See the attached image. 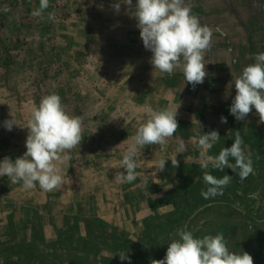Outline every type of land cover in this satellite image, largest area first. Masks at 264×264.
<instances>
[{"label": "rangeland", "instance_id": "rangeland-1", "mask_svg": "<svg viewBox=\"0 0 264 264\" xmlns=\"http://www.w3.org/2000/svg\"><path fill=\"white\" fill-rule=\"evenodd\" d=\"M115 2L50 0L42 16L34 17L40 0H0V161L24 155L32 112L43 97L53 93L62 98L70 115L82 118L84 137L59 164L64 183L52 192L39 185L25 189L22 182L12 184L7 176L0 177V249H5L0 252V264L10 260L25 264L19 253L11 258L6 249L21 242L32 254L48 253L63 264H69L70 248L85 264H152L164 258V247L178 238L177 230L186 226L198 208L222 200L255 218H225L232 233L243 223L245 243L252 231L264 234V165L256 163L264 161V124L258 123L254 108L243 121L229 110L236 78L256 62L257 53L264 52V0H188L191 13L212 31L211 45L203 53L207 76L195 87L187 84L181 67L171 76L154 72L152 53L144 48L136 19L127 5L122 4L116 13L111 7ZM5 6L10 11L5 12ZM49 13L55 14V20L48 19ZM166 79L181 96L170 98ZM186 90L193 92L185 94ZM169 107L178 109L180 126L182 120L189 124L190 137H183L179 128L163 148H140L136 172L143 182L115 179L120 172L126 174L121 160L137 129L153 112ZM12 117L17 126L8 131L3 122ZM213 130L220 139L208 155L231 147L239 131L255 163L254 174L236 189L239 196L229 193L228 187L240 177L231 169L219 171L211 166L210 174L231 175L232 180L222 195L201 196L207 186L198 141ZM181 142L188 148L178 153ZM174 157L186 176L181 182L184 198L172 196L170 187L158 182L166 170L174 172L170 170ZM161 160H167L163 171H159ZM78 188L93 190V196L79 194ZM212 214L203 213L194 222L196 215L188 230L197 238L214 235L218 226L208 223L212 218L219 222V217ZM228 247L236 252L232 240ZM248 248L242 252L249 253ZM120 251H127L130 261H122L116 255Z\"/></svg>", "mask_w": 264, "mask_h": 264}, {"label": "clouds", "instance_id": "clouds-1", "mask_svg": "<svg viewBox=\"0 0 264 264\" xmlns=\"http://www.w3.org/2000/svg\"><path fill=\"white\" fill-rule=\"evenodd\" d=\"M122 4L127 5L128 12L137 21L144 48L152 53L150 63L154 72L158 70L171 76L181 67L187 84L195 87L204 82L207 72L203 53L211 45L212 31L191 13L188 0H136L134 6L133 0H116L111 7L119 13ZM49 6L50 0H40L39 8L32 15L41 17ZM3 10L10 11L7 6ZM48 19L55 20V14L49 13ZM255 61L244 67L236 78V95L229 110L236 120L243 121L254 108L259 117L258 123L264 124V52L257 53ZM177 110L169 107L155 111L137 129L121 160V167L126 174L120 172L115 179L129 183L136 180L138 150L149 145L164 147L179 129ZM221 122L227 123V118L221 117ZM82 125V118L70 115L58 94L43 97L26 127L29 130L25 142L26 152L14 161L10 157L0 161V177L7 176L12 184L22 182L25 189H35L39 185L43 191L52 192L61 187L64 177L60 174L59 164L69 158L66 153L81 145L84 138ZM14 126L17 124L13 117L3 122V127L8 131ZM219 139V132L213 130L204 133L198 141L203 159V181L207 186L206 190L201 191L204 199L222 195L223 189L232 180L231 175L217 178L210 174L207 171L209 166L219 171L231 169L242 181L254 174L253 160L245 150L239 131L231 147L222 148L218 155H208V150ZM187 148V144L181 142L178 153L186 152ZM166 161L159 162V171L165 169ZM171 162L174 167H178L176 157ZM176 235L178 238L168 244L165 257L153 260L152 264H254L248 252L231 251L223 233L197 238L192 231L181 227ZM116 255L122 261H130L127 251H120Z\"/></svg>", "mask_w": 264, "mask_h": 264}, {"label": "trees", "instance_id": "trees-1", "mask_svg": "<svg viewBox=\"0 0 264 264\" xmlns=\"http://www.w3.org/2000/svg\"><path fill=\"white\" fill-rule=\"evenodd\" d=\"M166 81H168V79H166ZM168 94L170 95V98H172L173 100L176 99V97L178 96V94L181 96V93L177 92V90L175 89L174 83H170L168 81ZM178 89V88H177ZM179 90V89H178ZM193 91H191V93L189 91L186 90L185 94H192ZM196 94H200L201 91L200 90H196L195 91ZM210 93L212 94V96H216L213 92V90L210 91ZM198 97V96H197ZM186 99L183 98L182 101H185ZM208 102V101H206ZM187 104H185L186 106ZM190 108V107H188ZM202 112H204V110H201ZM199 112V110H198ZM197 112V114H198ZM200 114V113H199ZM181 134L183 135V137L185 138H189L191 133H190V126L189 124H187V122L185 120H182L181 126L179 125ZM256 163H261L264 165V161L263 160H256ZM96 164V163H95ZM172 164V162H171ZM253 163V167H254ZM180 163L178 165V167H174L170 170H174V172L171 174V172L168 170H166V174L165 177L163 176V178H160V180L158 181L159 184H161V186H169L170 189L168 190V192L171 193L172 196L176 197L178 199L179 198H184L185 197V192L183 189L184 187L182 186L181 182L183 181V179L186 177L184 174V171L181 170L180 167ZM167 166V165H165ZM194 167H196L197 165H193ZM175 168V169H174ZM179 168V169H178ZM177 170V171H175ZM253 175V174H252ZM252 175H249L248 178ZM73 176V175H72ZM185 176V177H184ZM139 183L143 182L144 180L142 178H137L136 179ZM163 181V182H162ZM242 180L238 179L234 182H232L229 187V193H231L233 196H239L236 189L238 187H240ZM171 183H172V188L171 189ZM245 184V183H244ZM246 188V186H244ZM88 191V192H86ZM76 192H78L81 195H85V196H93V190L92 192H89V190L86 189H82V188H78L76 190ZM218 202V201H216ZM227 202V203H225ZM139 203V202H137ZM174 204H178L177 202H175ZM139 204H137L136 207H138ZM196 209V208H195ZM194 209V210H195ZM175 212L180 213V210H175ZM211 212L213 213V217L217 218L219 217V222H214L213 218L209 221V225L210 227H214L216 228V232H214V235L217 233H223V235L225 236L228 245L230 244V241L232 240V248H235L236 253H241L242 250L244 248H248L246 243H249L250 245H252V247L250 246V249L248 248V250H250L249 254L253 257L254 260V264H264V234L261 233L260 231H252L250 232V236H249V241H246L243 239V233H244V227L246 226V224L243 223H239V230L237 233H232L231 230H229L227 225V221L225 218H234V217H243V218H248V219H255L250 212L248 211H242L239 210L238 207L233 204L232 202H228V201H220L215 205H212L208 208H206L205 210L202 211V213L198 214L197 217L195 218L194 222L197 221L200 216L203 213H208ZM188 217V216H187ZM184 227V226H183ZM172 240V239H171ZM170 240V242H171ZM11 251H10V249ZM168 245L164 247V250L167 251ZM7 249V253L10 255V257L12 258L13 256H15V254L19 253L23 258L26 259L25 264H31L33 262H35V264H63L61 260H58L57 257H53L51 255H49L48 253H38V254H32L30 252V249L28 247V245L25 243H19V244H14ZM17 249V251H16ZM5 249H0V252L4 251ZM25 251V252H24ZM23 252V253H22ZM166 255V253H164ZM12 255V256H11ZM67 257L66 260L69 261V264H85V262L83 261L82 257L78 254H75L74 250L72 248L68 249L67 251ZM55 256V255H54ZM165 257V256H164ZM8 264H16L15 260H10L9 262H6Z\"/></svg>", "mask_w": 264, "mask_h": 264}, {"label": "water", "instance_id": "water-1", "mask_svg": "<svg viewBox=\"0 0 264 264\" xmlns=\"http://www.w3.org/2000/svg\"><path fill=\"white\" fill-rule=\"evenodd\" d=\"M217 202H210V203H207V204H205V205H203V206H201L200 208H198L193 214H192V216L190 217V219H189V221H188V223L186 224V228H187V230H188V226H189V223H190V221H191V219H193L200 211H202V210H204L205 208H207V207H209V206H211V205H214V204H216ZM239 210H241V209H239Z\"/></svg>", "mask_w": 264, "mask_h": 264}]
</instances>
